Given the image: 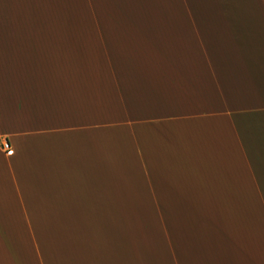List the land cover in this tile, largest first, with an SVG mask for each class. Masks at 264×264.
<instances>
[{
	"label": "crops",
	"instance_id": "0c3cea01",
	"mask_svg": "<svg viewBox=\"0 0 264 264\" xmlns=\"http://www.w3.org/2000/svg\"><path fill=\"white\" fill-rule=\"evenodd\" d=\"M0 264H264V0H0Z\"/></svg>",
	"mask_w": 264,
	"mask_h": 264
},
{
	"label": "built area",
	"instance_id": "2783aa9c",
	"mask_svg": "<svg viewBox=\"0 0 264 264\" xmlns=\"http://www.w3.org/2000/svg\"><path fill=\"white\" fill-rule=\"evenodd\" d=\"M0 146L2 147V149L8 154H12L13 153V149L11 148L10 143L8 142V140L2 141L0 140Z\"/></svg>",
	"mask_w": 264,
	"mask_h": 264
}]
</instances>
